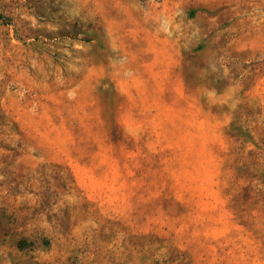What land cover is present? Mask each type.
I'll use <instances>...</instances> for the list:
<instances>
[{
	"label": "rangeland",
	"instance_id": "obj_1",
	"mask_svg": "<svg viewBox=\"0 0 264 264\" xmlns=\"http://www.w3.org/2000/svg\"><path fill=\"white\" fill-rule=\"evenodd\" d=\"M223 228L264 264V0H0V264H204Z\"/></svg>",
	"mask_w": 264,
	"mask_h": 264
},
{
	"label": "crops",
	"instance_id": "obj_2",
	"mask_svg": "<svg viewBox=\"0 0 264 264\" xmlns=\"http://www.w3.org/2000/svg\"><path fill=\"white\" fill-rule=\"evenodd\" d=\"M222 235V250H216L212 252L213 256L209 260L203 262L204 264H232V261L227 263V228H223L219 231ZM233 259V258H229ZM242 264V263H241Z\"/></svg>",
	"mask_w": 264,
	"mask_h": 264
}]
</instances>
